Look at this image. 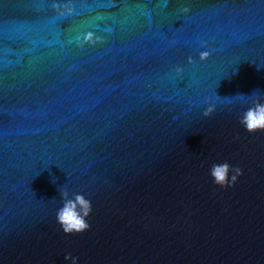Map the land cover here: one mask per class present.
Masks as SVG:
<instances>
[{
  "label": "water",
  "instance_id": "obj_1",
  "mask_svg": "<svg viewBox=\"0 0 264 264\" xmlns=\"http://www.w3.org/2000/svg\"><path fill=\"white\" fill-rule=\"evenodd\" d=\"M56 2L0 0V264H264V0Z\"/></svg>",
  "mask_w": 264,
  "mask_h": 264
},
{
  "label": "clouds",
  "instance_id": "obj_2",
  "mask_svg": "<svg viewBox=\"0 0 264 264\" xmlns=\"http://www.w3.org/2000/svg\"><path fill=\"white\" fill-rule=\"evenodd\" d=\"M53 8H55L61 15L65 12L70 13V3H57L53 0ZM188 8L185 6L180 11L187 13ZM101 37L94 36L92 32L85 33L83 37H76V45L82 47L84 44L94 45ZM210 53L205 50L199 53L201 60L206 59ZM189 62L192 58L189 57ZM179 71V69H177ZM255 92V91H254ZM253 92V93H254ZM252 93V94H253ZM242 95V94H241ZM244 96V95H242ZM214 110V106H209L205 109L204 115L208 116ZM240 124L248 132H255L257 130H264V99L257 97L254 102L241 114ZM231 168L234 174L229 175ZM242 174L239 167L232 168L227 162L215 163L209 169V175L215 184L225 187L232 186L238 175ZM60 196L62 198V206L56 211V220L60 224L65 234L79 233L90 227L87 222V217L90 214L91 201L88 200L82 193H72L66 187L60 188ZM65 260H70L71 264H78V257L72 256L71 253L65 254Z\"/></svg>",
  "mask_w": 264,
  "mask_h": 264
}]
</instances>
